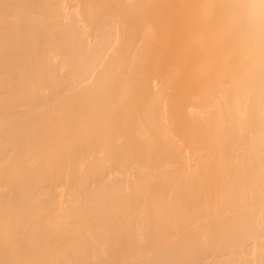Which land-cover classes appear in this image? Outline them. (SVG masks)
<instances>
[{"label": "bare ground", "instance_id": "bare-ground-1", "mask_svg": "<svg viewBox=\"0 0 264 264\" xmlns=\"http://www.w3.org/2000/svg\"><path fill=\"white\" fill-rule=\"evenodd\" d=\"M259 3L0 0V264H264Z\"/></svg>", "mask_w": 264, "mask_h": 264}, {"label": "snow or ice", "instance_id": "snow-or-ice-1", "mask_svg": "<svg viewBox=\"0 0 264 264\" xmlns=\"http://www.w3.org/2000/svg\"><path fill=\"white\" fill-rule=\"evenodd\" d=\"M219 7H231V5H220ZM259 8L261 10V23H260V32H261V41L264 45V0H260ZM264 181V177H262ZM262 192H264V183H262Z\"/></svg>", "mask_w": 264, "mask_h": 264}]
</instances>
